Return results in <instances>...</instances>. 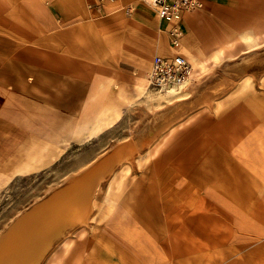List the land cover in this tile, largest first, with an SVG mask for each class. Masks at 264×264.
Wrapping results in <instances>:
<instances>
[{
  "label": "crops",
  "instance_id": "obj_1",
  "mask_svg": "<svg viewBox=\"0 0 264 264\" xmlns=\"http://www.w3.org/2000/svg\"><path fill=\"white\" fill-rule=\"evenodd\" d=\"M125 10L129 15L124 14ZM189 14L183 15L181 24L185 30L192 19ZM164 26L148 0H0L3 172L26 176L45 169L56 162L58 150L66 143L78 145L76 140L93 123L98 122L102 130L103 121L121 108L109 94L87 102L98 86L97 68L114 69L109 79L115 81L125 70L121 63L135 67L144 55L173 54ZM140 28L154 31L157 37L141 39ZM179 51L187 60H203L188 48L182 51L181 47ZM140 66L135 87L139 77L148 76L150 70V63L145 69L142 63ZM103 90L106 91L102 88L97 94ZM252 111L256 124L264 122V108ZM78 116L82 119L73 122ZM236 117L227 113L209 137L185 145L190 148L187 156L173 159L170 169L157 171L151 180L142 183L137 194L127 199L125 220L107 223L102 233L77 246L75 264L90 250L92 264H109L117 250L122 254L119 263L128 264V253L123 255L125 250H120L115 237L120 233L142 238L137 224L153 236V214L157 218L165 214L162 226L214 223L223 219L217 212L219 206L225 217H230L234 205L243 206L247 190L258 187L255 179H249L248 171L258 168L260 161L255 155L245 158L243 149L231 143L242 132ZM213 134L216 139L211 138ZM233 151L240 152L231 156L229 152ZM247 160L253 163L250 168ZM260 166L261 170L264 163ZM7 181L11 182V176L0 178L2 186ZM185 182L188 183L183 188Z\"/></svg>",
  "mask_w": 264,
  "mask_h": 264
},
{
  "label": "rangeland",
  "instance_id": "obj_2",
  "mask_svg": "<svg viewBox=\"0 0 264 264\" xmlns=\"http://www.w3.org/2000/svg\"><path fill=\"white\" fill-rule=\"evenodd\" d=\"M188 13H191L189 15L192 19L186 30L182 21L180 23L184 35L182 51L188 48L201 59H209L218 48L224 47L221 59L215 65L207 66L209 71L200 80L199 87L191 97L177 104L162 101L161 108L156 111L152 107L158 104L156 100H148L143 95L136 96V88L137 93L139 91L135 81L140 64L145 69L153 55L142 56L135 67L121 63L125 70H120L123 72L118 74L115 81L109 79L110 74H115L114 69L97 68L100 70L96 77L98 80L95 81L98 86L89 94L87 102L96 96H114L121 108L118 119L112 125H103L102 130L96 133L92 132L95 129L93 124L80 137L82 141H76L78 145L70 146L66 143L58 150L56 162L45 169L25 176L3 172L0 168V178L11 176V182L7 181L3 186L0 184L1 236L16 224L22 214L30 213L35 206L47 202L53 193L67 189L72 182L76 184L77 179L74 178L82 173L75 174L74 171L83 164L100 156L98 162L107 159L112 150L128 152L130 174L123 178L120 185L114 181L109 195L105 189L111 177L110 174L105 176L100 181L102 189L98 207L87 215L84 223L78 224L76 221V227L68 228L64 237L55 239L39 264H49L58 259L59 264H75L78 259L75 255L77 246L83 244L84 240L94 239L92 235L102 233L109 225L107 223L118 224L125 220L127 199L137 194L141 184L151 180L157 171L170 169L173 159L187 156L190 148L185 145L209 137L227 113L237 116L242 131L231 143L235 148L239 145L238 150L240 147L243 149L245 158L255 155L260 161L258 168L248 171L249 179H255L258 187L252 191L247 190L244 207L234 205L230 217H225L224 210L219 206L217 212L223 219L214 223L162 226L165 214L161 213L158 218L153 214V236L137 224L136 230L143 235L142 238L137 240L130 238V234L128 238L119 233L115 239L120 250H125L123 255L128 253V264H141L142 261H147L146 264H264V168L260 170V165L264 163V122L256 124V114L252 111L264 108V0H205L202 8L185 14ZM124 14L129 15L126 10ZM247 35H252L253 40H245ZM140 36L146 40L157 37L154 31L141 28ZM102 88L106 91L97 94ZM80 119L81 116L74 117L73 122ZM185 119L188 122L177 127ZM173 126L172 133L163 140L162 137ZM212 137L216 139L214 134ZM159 142L163 144L154 153V144ZM238 152L229 154L234 156ZM246 163L249 168L253 165L251 160ZM93 165L96 164L89 168ZM111 173L117 181L120 177L119 167L116 165ZM70 178H73L71 182ZM185 183L183 188L188 182ZM53 185L52 190L44 193L47 187ZM110 198L114 200V212L109 220L98 224L97 220ZM89 216H94L93 220ZM80 230L85 231L81 239L77 238ZM66 237L72 239V244L64 256L61 242ZM91 251L85 252L79 264L93 263L88 256ZM121 257L122 254L117 250L109 264H120Z\"/></svg>",
  "mask_w": 264,
  "mask_h": 264
},
{
  "label": "bare ground",
  "instance_id": "obj_3",
  "mask_svg": "<svg viewBox=\"0 0 264 264\" xmlns=\"http://www.w3.org/2000/svg\"><path fill=\"white\" fill-rule=\"evenodd\" d=\"M149 1L151 2V0ZM245 40L250 42L253 40V36L247 35ZM223 51L222 48H218L217 51L210 55V58L206 60H197L196 58H189V60H187L185 58L189 64L190 70L188 76L182 82L170 83L169 85L162 86V88H155L150 84L148 76H140L137 81L138 95H143L151 101L156 100L158 104L152 106L156 111L161 108L162 101L170 104L176 102L175 104H177L178 101L191 97L197 90V87H199L200 80L209 71V67L207 66L210 64L212 66L215 65L222 57ZM118 117L119 111L113 110L112 117L106 118V120L103 121V124L111 125L113 121L118 119ZM185 122H188L187 119L180 122L177 127ZM93 124L95 125V129L92 132L96 133L100 130V126L98 122ZM173 130L174 126L166 132L167 134L164 135V137H162L164 138L163 140H166L167 135L171 134ZM84 135L85 133L82 136ZM81 139L82 138L76 141L81 142ZM161 143L162 142H159L158 144L156 143L154 144L155 146L152 144L155 149L154 153L158 152ZM109 154L110 155L107 159L103 158V160L98 162L102 157L100 156L99 158H94L92 161L89 160L90 162L83 164V166L74 171L75 174L82 173H80V176L74 178L77 179L76 184H73L72 182V185L69 187L66 186L67 189L65 188V190L60 191L57 194L53 193L50 200L47 202L35 206L30 213L22 214V217H18L16 224H13L12 228H10L4 235L2 234L0 236V264H39L47 254L55 239H58L61 236L64 237L65 234L68 233V228L73 226L76 227V221L78 224L84 223V219L87 215L92 213V210L95 207H98V197L102 189L100 181L110 174L111 179L105 189L107 195H109L110 190H113L112 185L114 184V181L117 185H120L123 178L130 174L131 168L128 163V152L126 153L124 150L120 149L115 151L112 150ZM94 163L96 165H93L90 169L89 166ZM116 165L119 167L120 173V177L117 178V181L114 178L115 175H112L113 173H111L112 168ZM71 179L73 178H70L69 181ZM53 188L54 185L52 187H47L44 193ZM114 208V200L110 198L104 212L97 220L98 224L107 220L114 212ZM93 218L94 216L90 217V220H93ZM84 232L85 231L80 230L78 237L82 238ZM66 238L63 241L61 240L63 255L67 254L72 244V239ZM49 264H59V259L49 262Z\"/></svg>",
  "mask_w": 264,
  "mask_h": 264
},
{
  "label": "built area",
  "instance_id": "obj_4",
  "mask_svg": "<svg viewBox=\"0 0 264 264\" xmlns=\"http://www.w3.org/2000/svg\"><path fill=\"white\" fill-rule=\"evenodd\" d=\"M115 2L116 0H108ZM157 18L165 22L163 32L173 54L155 55L150 62L148 74L150 84L155 88L185 80L189 74V64L179 51L183 40L181 21L183 15L202 8L205 0H151Z\"/></svg>",
  "mask_w": 264,
  "mask_h": 264
}]
</instances>
